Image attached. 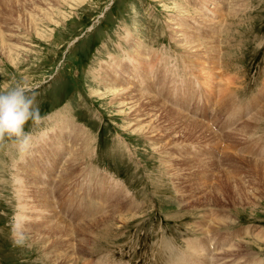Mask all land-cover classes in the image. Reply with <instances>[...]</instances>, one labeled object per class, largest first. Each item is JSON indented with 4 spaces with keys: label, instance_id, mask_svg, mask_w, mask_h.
Here are the masks:
<instances>
[{
    "label": "rangeland",
    "instance_id": "obj_1",
    "mask_svg": "<svg viewBox=\"0 0 264 264\" xmlns=\"http://www.w3.org/2000/svg\"><path fill=\"white\" fill-rule=\"evenodd\" d=\"M137 55L144 65L134 71L130 63ZM118 62L128 65L122 73L128 86L112 89L102 80ZM137 74L146 78L138 81ZM17 84L35 91L44 119L26 125L33 136L29 153L8 140L0 145V264H185L195 256L188 243L200 251L208 248L206 239L228 244L224 249L234 244L236 250L217 257L225 264H264V176L259 180L251 170L258 162L264 174V0H0V92ZM116 88L201 122L214 142L200 132L196 141L184 140L185 125L167 116L176 128L183 126L181 141L169 144L163 128L170 124L151 120L162 112L129 111L122 97L113 96ZM197 109L211 112L216 128ZM63 118L69 123L60 128L65 142L51 141ZM53 146L62 154L49 163ZM78 147L85 154L77 163L72 153ZM68 163L79 172L63 179ZM22 165L33 168L36 186L53 196L29 218L34 209L20 190L19 181L29 184ZM206 183L211 192L218 183L228 188L207 210H184L180 195L196 200ZM118 187L137 208L115 209L114 216L108 199L125 201ZM218 215L231 222L215 231ZM107 217L110 223L103 222ZM60 219L69 229L85 226L83 235L72 230L69 249L55 247L57 237L43 236L41 223ZM19 221L36 222L44 233L18 230ZM93 222H100L95 229ZM210 228L215 238L205 233Z\"/></svg>",
    "mask_w": 264,
    "mask_h": 264
},
{
    "label": "bare ground",
    "instance_id": "obj_2",
    "mask_svg": "<svg viewBox=\"0 0 264 264\" xmlns=\"http://www.w3.org/2000/svg\"><path fill=\"white\" fill-rule=\"evenodd\" d=\"M2 2V1H1ZM10 3V2H9ZM1 9H2V7H1ZM174 29H176L177 30V28H174ZM132 40H133V38H131ZM211 42V41H210ZM213 42V41H212ZM192 45V44H191ZM134 46H136V44L135 43H131V47L133 48ZM190 46V45H189ZM195 47V46H194ZM209 48H210V46H209ZM138 49H139V46H138ZM206 51V50H205ZM207 51H210L209 49H207ZM138 52H136V54H137ZM140 53H141V50H140ZM135 54V55H136ZM134 55V56H135ZM158 58V57H157ZM156 58V59H157ZM154 62V61H153ZM114 65H116V66H114V73H105V77H104V79L102 80V81H104V82H108V80L111 82V86H110V88H112V89H114V84L115 85H117V84H120V85H123V87L124 86H128L127 85V83H126V80L128 79V77H127V75H126V79L124 78V75H122V73H124V68L125 67H127L128 65H123V63L122 62H118L117 64H114ZM143 65H144V62L141 60V59H139V55H137L136 57H133L132 58V63H130V66H131V69L132 70H141L142 68H143ZM113 67V66H112ZM158 71V70H157ZM104 73V72H103ZM129 75H131V74H129ZM146 75H142V76H140V75H135V76H133L134 77V79H138V81L140 80H142V79H145L146 77H145ZM130 77H132V75L130 76ZM164 77V76H163ZM102 78H103V76H102ZM116 87H118V86H116ZM163 88H165V87H163ZM151 89H152V86H151ZM172 90V89H171ZM121 91V90H120ZM119 91V92H120ZM139 91V90H138ZM114 93H112L113 94V96L114 97H122L120 100H119V102H122L121 103V105L122 106H124V107H126V106H129L130 108H129V111H132V112H136L137 110L139 111V112H141L142 110H144V111H146L147 113L149 112V110L150 109H152L154 112H158V111H160V112H162V118H155L154 116H151V120L152 121H154V123L155 124H157V123H162V124H165V126H166V124L167 123H169L170 124V126L168 125L166 128H163L164 130H169L168 131V133L165 135L166 137L164 138L165 140H169L170 139V141H168L169 142V144H170V142H177V141H181V140H179V139H181V134H182V136H184L183 138H184V140L186 139V140H194V139H192V138H195V141H196V135H197V133L198 132H200L201 133V135H202V139H205L206 138V142H209L210 144H211V142H214V139H215V136H214V134L210 131V129H209V127H206L205 125H203V124H201V122L199 123V122H193L191 119H187L186 117H184V116H182L181 115V113H178L177 111H174V110H171V109H168V108H165V109H163V110H159L158 109V107H157V105H156V99L155 98H152V97H145V99H144V97L143 98H141V97H138V96H134V95H131V93H125V91L124 92H122V93H119V92H117V88H116V90H114L113 91ZM127 92V91H126ZM171 92V91H170ZM134 93V92H133ZM222 94H224V93H222ZM140 96V95H139ZM256 102V101H255ZM257 102L259 103V104H261L263 101H261V100H257ZM257 103V104H258ZM163 104V103H162ZM162 104H160L161 106H163ZM252 104H253V102H252ZM255 105V104H254ZM167 107V106H166ZM247 108V107H246ZM137 111V112H138ZM165 111H167V112H165ZM169 112V113H168ZM167 113V114H166ZM148 115L150 116V114L148 113ZM147 116V115H146ZM146 116H144V117H146ZM148 116V117H149ZM167 116H169V117H171L173 120L175 119H180L181 120V123H183L184 125H185V128H181V127H183V126H179L181 129H182V132H181V134L180 135H178V133L180 132V128H176V124H174V123H171V121L170 120H165V117H167ZM57 118H58V116H57ZM138 120V119H137ZM180 120H179V122H180ZM183 120L185 121V122H183ZM192 122H191V121ZM170 121V122H169ZM144 123V122H143ZM68 121L66 120V119H64L63 118V120L61 119V123L60 124H58V126H59V128L57 129V130H55V133L52 135V137H50V139H51V141H61V142H65V140H66V136H67V134L65 135V133H62V131H61V133H60V128H62L61 126H68ZM73 126H74V124H72ZM164 126V127H165ZM56 127H57V125H56ZM75 127V126H74ZM67 128V127H66ZM170 128V129H169ZM59 130V131H58ZM80 130V129H79ZM78 130V131H79ZM141 130H143V129H141ZM152 131V130H151ZM64 132V131H63ZM75 132V131H74ZM81 132V131H80ZM83 132V131H82ZM150 132V131H149ZM154 132V131H153ZM167 132V131H166ZM69 134V133H68ZM80 134V133H79ZM83 134V133H82ZM83 136V135H82ZM88 136V135H87ZM198 136V135H197ZM79 137V136H78ZM81 137V136H80ZM60 138H62V140H60ZM73 138V137H72ZM85 138V137H84ZM163 138V137H162ZM76 139V138H75ZM83 139V138H82ZM172 139V140H171ZM174 139V140H173ZM201 139V140H202ZM161 140V139H160ZM183 140V139H182ZM188 140V141H189ZM88 141V140H87ZM218 141V140H217ZM217 141L214 143L215 145L217 144ZM205 142V143H206ZM84 143V142H83ZM182 143V142H181ZM190 143H193V142H190ZM168 144V145H169ZM179 144V143H178ZM218 144H219V142H218ZM85 145V144H84ZM63 146H65V145H62V148H63ZM82 146V145H81ZM80 146V147H81ZM173 147V146H172ZM175 147V146H174ZM45 148V147H44ZM75 148V147H74ZM84 148V147H83ZM85 148H88V146L87 147H85ZM163 148H166V147H162V149ZM47 149V148H46ZM73 150V149H72ZM47 151V150H46ZM82 150H81V148H77L76 150H74L73 151V153H72V159L74 158L75 159V161L78 163L79 162V159H81L82 158V156L85 154V151H83V152H81ZM166 151V150H165ZM86 152H87V150H86ZM201 152H202V150H201ZM51 155H50V157L48 158V160H46V161H48L49 163H50V161L51 160H57V158L59 159V158H61V154H62V149L60 148V147H56V146H53L52 147V150H51ZM87 154V153H86ZM200 157V156H199ZM45 159V158H44ZM172 159V158H171ZM170 159V160H171ZM192 161V160H191ZM52 162H54V161H52ZM170 161H168V163H169ZM193 163H194V165H198V164H201L200 162H201V160H194V161H192ZM204 162H206V161H204ZM204 162H202V163H204ZM70 163H73L72 162V160H71V162ZM184 163V165L186 164V161H184L183 162ZM187 163H190V160H189V162H187ZM209 163V162H208ZM55 164V163H54ZM253 166L251 167L252 169L251 170H253V175L255 174V176H256V178L257 179H263L262 178V175L264 176V174H261V172L263 171V170H261V169H263V168H261V164H259L258 162H255V163H251ZM34 164H32V166H33ZM50 165V164H49ZM68 165H69V170L70 171H66V173H63V179H65V178H68L70 175H75L77 172H79L78 170V168H74V167H71V165L68 163ZM80 165V164H79ZM84 166V165H83ZM199 166V165H198ZM213 166V165H212ZM263 166V165H262ZM18 167V166H17ZM27 167H28V165H27ZM27 167H24L23 165H22V170H23V168L25 169L23 172L25 173V175H24V177L26 178V179H28V182H29V184H28V186H26V184H23L22 185V181L20 182L19 181V184H21L20 185V190H21V192H22V194H23V192L24 193H26L27 195H25L26 197H27V199H29V201H31L32 202V204H33V208L32 209H34L33 211H32V209H30V206L29 207H27V206H24V208H25V210L28 212V210H31L32 212L30 213V214H28L27 216L28 217H26V218H29V216L30 215H33V214H36L35 212H37V213H39L37 210H36V208H38V207H40V205L43 207V208H45V207H48V205H49V197H51L52 195V191L50 192L51 194L49 195V192H47L48 190L47 189H40L39 188V185L38 186H36V183H39V181L38 180H36L34 177H33V175H34V169L33 168H31L32 170H30V172H29V170H28V168ZM78 167V166H77ZM65 168V167H64ZM20 169H21V166H20ZM87 169V168H86ZM176 170V169H175ZM190 170V169H189ZM83 171V170H82ZM85 171V170H84ZM209 171V170H208ZM255 171L257 172V173H255ZM210 172V171H209ZM30 173L31 174H33L32 175V178H31V176H30ZM23 174V173H22ZM78 174H80V173H78ZM206 173H203V177H205L206 179H207V176L205 175ZM46 175V174H45ZM82 175H84V173L82 174ZM87 175V174H86ZM35 176V175H34ZM78 176V175H77ZM76 176V177H77ZM80 176V175H79ZM89 176V175H88ZM200 176V175H199ZM258 176V177H257ZM61 177V176H60ZM229 177V176H228ZM80 178V177H79ZM218 178V177H217ZM229 179V178H228ZM36 180V181H35ZM40 181H43L42 180V178H40L39 179ZM70 180H72V179H70L69 178V181ZM194 180H196V179H194ZM67 181V180H66ZM65 181V182H66ZM208 181H210V180H208ZM231 181H233V180H230V182ZM36 182V183H35ZM70 182H72V181H70ZM207 182V181H206ZM118 183V182H117ZM203 183H205V182H203ZM209 183V182H208ZM208 183H206V186H205V189L203 190V188H202V190L203 191H200L199 193H198V199H196V200H191V199H189V201H188V199H186V197H182V196H184L183 194L182 195H180V198H179V203H180V206L185 210V209H197V208H195V207H199V206H202V205H204L203 206V208L204 209H206L207 207H209L210 206V202H212L213 200H216L217 201V199L216 198H219V196H223L224 195V193H223V191L226 189L227 190V186H223V185H221L220 186V184L218 183V188H216L213 192H211V191H209L208 189L210 188L209 186H208ZM231 183H233V182H231ZM49 184H52V181L49 183ZM67 184V183H66ZM70 184V183H69ZM114 184V183H113ZM116 184V183H115ZM197 184V183H196ZM224 184V183H223ZM42 185V184H41ZM59 185V184H58ZM64 185H65V183H64ZM83 185V184H82ZM117 185V184H116ZM199 185V184H198ZM224 185H226V184H224ZM36 186V187H35ZM60 187V192L64 195L65 193H64V186H63V183H61L60 185H59ZM187 186V185H186ZM33 188V189H31L30 191L29 190H27V188ZM181 187V186H180ZM190 187V186H189ZM197 187V186H196ZM201 187V186H200ZM200 187H198V189L200 190ZM58 188V189H59ZM123 188V187H122ZM195 188V187H194ZM56 189V188H55ZM178 189V188H177ZM181 189V188H180ZM190 189V188H189ZM193 189V188H192ZM47 190V191H46ZM82 190H83V188H82ZM196 190V189H195ZM67 191V190H66ZM180 191V190H179ZM197 191V190H196ZM89 192V191H88ZM91 192V191H90ZM56 193V192H55ZM116 193H118V194H120L121 195V197H123V200H125V201H121L120 199H108V200H110V203H111V207H109V209L111 208V210L110 211H112V214L111 215H114L115 216V209H117V210H121V211H124V213H125V211H127L130 207L132 208V205H133V202H131L132 200L131 199H128V198H126L127 196H125V193H124V190L123 189H121V188H117V192ZM127 193V192H126ZM181 193V192H180ZM194 193V192H193ZM197 193V192H196ZM54 195V194H53ZM187 195V194H186ZM194 195V194H193ZM22 196V195H21ZM65 196V195H64ZM66 197V196H65ZM68 197V196H67ZM110 197V196H109ZM189 197V196H188ZM25 198V197H24ZM23 198V199H24ZM52 198H53V196H52ZM116 198V197H115ZM119 198V197H118ZM196 198V197H195ZM21 199V198H20ZM31 199V200H30ZM67 199V198H66ZM101 199V198H100ZM122 199V198H121ZM33 200V201H32ZM107 200V201H108ZM23 201V200H22ZM74 202V201H73ZM218 202V201H217ZM21 203V202H20ZM25 203V202H24ZM29 203V202H28ZM27 204V203H26ZM36 204V205H35ZM68 204V203H67ZM189 204H190V207H189ZM131 205V206H130ZM222 205V204H221ZM68 206V205H67ZM125 206H127L128 208L125 210ZM133 206H135V205H133ZM216 206V205H215ZM219 206V205H218ZM225 206V205H224ZM217 207V206H216ZM215 207V208H216ZM222 207V206H221ZM67 208V207H66ZM201 208V207H200ZM211 208V207H210ZM218 208V207H217ZM216 208V209H217ZM53 209V208H52ZM199 209V208H198ZM220 209V208H219ZM227 209V208H226ZM44 210H46V209H44ZM74 210H76V209H74ZM207 210V209H206ZM212 211H213V209H211ZM43 211V210H42ZM52 211H54V210H52ZM78 212H79V210H77ZM82 211V210H81ZM109 211V210H108ZM128 211H131V209L130 210H128ZM187 211V210H186ZM190 211V210H189ZM216 211V210H215ZM218 211V210H217ZM216 211V212H217ZM224 211H225V209H224ZM231 211V210H230ZM47 212V211H46ZM96 212V211H95ZM219 212V211H218ZM218 212H217V214H218ZM222 212V211H221ZM228 212V211H227ZM52 213V212H51ZM214 213V212H213ZM19 214V213H18ZM26 214V213H25ZM48 214V213H47ZM54 214V213H53ZM79 214H80V212H79ZM83 214V213H82ZM220 214V213H219ZM50 215V214H49ZM56 215V214H55ZM106 215V214H105ZM41 216H43V215H41ZM206 216H208L207 214H206ZM22 217V216H21ZM44 217V216H43ZM47 217H48V215H47ZM63 217V216H62ZM99 217V216H98ZM106 217V216H105ZM209 217V219H210V216H208ZM51 217H49V219H50ZM92 218V217H91ZM101 218V217H100ZM207 218V217H206ZM32 219H34V218H32ZM36 219V218H35ZM42 219V218H41ZM53 219V218H52ZM216 219L217 220H215V224H217L218 226L216 227V225L213 227L212 226V228L213 229H215V231L216 230H218V227L219 226H223L224 224H226V227H228L230 224L228 223V222H231V221H228L227 222V220L228 219H230V218H224L223 216H220L219 217V215L218 216H216ZM222 219V220H221ZM37 220V219H36ZM95 220V219H94ZM94 220H92V221H94ZM117 220V219H116ZM43 221V220H42ZM60 221H61V219H60ZM80 221V220H79ZM90 221V220H89ZM112 221V218L111 217H107V218H105L104 219V221L103 222H111ZM63 222L64 223H66L67 224V222H65L64 220H63ZM62 221L61 222H59V223H55V221L54 222H52L51 223V225L50 226H48V225H46V224H44V223H41V229H44V231H45V233H46V235H43V236H48L50 239H52L53 237H57V241L53 244V245H55V247L56 246H59V248H60V246H63V247H65V249L66 248H70L71 247V239L72 238H70L69 239V236H70V233H72L73 231L72 230H74L75 231V228L77 229L76 231L77 232H79V233H82V235L83 234H85V233H83L84 232V230H83V228L85 227V226H83V225H80V226H76L74 229H69V226L68 225H65L64 223H63ZM19 228L20 229H18V230H24V229H26V231L27 230H29V231H31V232H33V233H35V235H41V234H43L42 233V230L40 229V227L38 228L37 226V224H36V222H32V223H29V222H25L24 224H22L20 221H19ZM92 223V222H91ZM100 223V222H99ZM98 222H93V227H94V229L98 226V224H99ZM196 223V222H195ZM201 223V222H200ZM206 223V222H205ZM204 223V224H205ZM40 224V223H39ZM201 225H202V223H201ZM107 226V225H106ZM202 227H203V225H202ZM216 227V228H215ZM102 228V227H101ZM196 228H198V227H196ZM204 228V227H203ZM219 228H221V227H219ZM88 229V228H87ZM205 229V228H204ZM208 229V228H207ZM211 229V228H210ZM213 229H211L210 231H206L205 233H208V232H210V233H212L211 234V238L213 237V238H215L214 237V235H213V233L215 232V231H213ZM106 230V229H105ZM94 232V231H93ZM249 232V231H248ZM242 233V232H241ZM261 233V232H260ZM257 234V237L258 238H260L261 237V234ZM216 234L217 233H215V236H216ZM218 234H220V233H218ZM217 234V235H218ZM224 234V233H223ZM226 234V233H225ZM263 234V233H262ZM28 235V234H27ZM75 235V234H74ZM206 235H208V234H206ZM221 235V234H220ZM237 235V234H236ZM239 235V234H238ZM243 235H245V234H243ZM248 235V234H247ZM65 236H67L68 238H63V241L64 242H62L61 240H58V238H61L62 239V237H65ZM89 236V235H88ZM255 236V235H254ZM264 236V235H263ZM219 237H221V236H219ZM222 237H224V236H222ZM221 237V238H222ZM228 237V236H227ZM230 237V236H229ZM210 238V237H209ZM206 239V238H205ZM226 239V238H225ZM224 239V240H225ZM53 241H54V239H53ZM52 241V242H53ZM205 241V240H204ZM219 241V240H218ZM233 241V240H232ZM81 242V241H80ZM219 242H224L223 240L222 241H219ZM243 242V241H242ZM212 243H214V241H211V242H207V239H206V244H207V246H208V248L206 249V245H204L205 247H203V249H201L200 251H198V250H195V246L193 245V244H189L188 243V245H189V252H191L192 254H194L195 256H192L191 255V258L192 259H189V261H188V259L186 258L185 259V264H219V263H221V264H225L223 261L225 260V258H216V257H218V255H220V254H222L223 256H225L226 254V252H229V251H233L234 249H235V247L234 248H232L233 247V245L234 244H232L228 249H224V247L226 246V245H228V244H226L225 246H224V244H222V247L220 246V244H218V246L216 245V244H213L212 245ZM52 244H51V246H53ZM83 246H84V244H82ZM201 245V244H200ZM199 245V246H200ZM198 247V246H197ZM56 249V248H55ZM200 249V248H199ZM236 250V249H235ZM85 251H86V249H85ZM198 251V252H197ZM49 252V251H48ZM225 252V253H224ZM68 253V252H67ZM71 254V253H70ZM196 254H197V256H196ZM229 255V254H228ZM71 256V255H70ZM72 256H74V255H72ZM80 256V255H79ZM221 256V255H220ZM230 256V255H229ZM228 257V256H227ZM79 258V257H78ZM195 258H196V260H195ZM70 260V259H69ZM79 261V260H78ZM200 261V262H199ZM181 262V261H180ZM182 262H183V259H182ZM244 263V262H243Z\"/></svg>",
    "mask_w": 264,
    "mask_h": 264
},
{
    "label": "clouds",
    "instance_id": "obj_3",
    "mask_svg": "<svg viewBox=\"0 0 264 264\" xmlns=\"http://www.w3.org/2000/svg\"><path fill=\"white\" fill-rule=\"evenodd\" d=\"M35 91L26 84H17L0 92V145L11 141L21 154L33 148V136L25 130L31 121L39 126L43 122ZM23 239V237H21Z\"/></svg>",
    "mask_w": 264,
    "mask_h": 264
}]
</instances>
